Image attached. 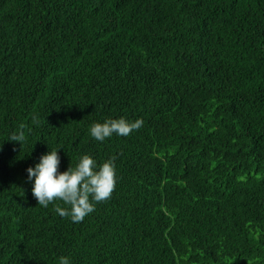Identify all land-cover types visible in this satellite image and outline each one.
<instances>
[{
	"label": "trees",
	"instance_id": "trees-1",
	"mask_svg": "<svg viewBox=\"0 0 264 264\" xmlns=\"http://www.w3.org/2000/svg\"><path fill=\"white\" fill-rule=\"evenodd\" d=\"M119 117L144 124L91 138ZM57 147L116 158L80 223L27 180ZM61 256L264 264V0H0V264Z\"/></svg>",
	"mask_w": 264,
	"mask_h": 264
},
{
	"label": "clouds",
	"instance_id": "clouds-1",
	"mask_svg": "<svg viewBox=\"0 0 264 264\" xmlns=\"http://www.w3.org/2000/svg\"><path fill=\"white\" fill-rule=\"evenodd\" d=\"M143 124L142 118H109L102 123H93L89 134L92 139L103 142L113 135L127 137ZM21 139L22 133L13 134L8 140L20 143ZM60 148L49 149L34 166H29L27 180L32 184L31 192L38 205L46 208L54 201H62L63 206L55 207L56 213L62 218H70L73 223H80L94 212L95 204L111 198L118 180L116 158L109 157L98 163L90 154H83L75 166L69 165L60 171ZM59 264L71 262L67 256H61Z\"/></svg>",
	"mask_w": 264,
	"mask_h": 264
}]
</instances>
